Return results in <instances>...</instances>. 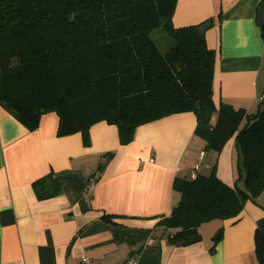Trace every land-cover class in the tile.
<instances>
[{
	"label": "crops",
	"instance_id": "0c3cea01",
	"mask_svg": "<svg viewBox=\"0 0 264 264\" xmlns=\"http://www.w3.org/2000/svg\"><path fill=\"white\" fill-rule=\"evenodd\" d=\"M207 19L216 106L224 101L255 111L264 89V0L176 1L174 26ZM57 125V113L49 111L29 130L0 104V264H79L82 254L105 264L128 257L137 264H260L254 232L264 217V191L245 199L237 216L203 222L201 240L188 245L170 243L176 229L158 224L180 198L176 176L206 173L215 163L218 176L236 184L234 136L219 152L204 151L193 111L142 123L126 144L105 120L90 126L88 145L80 132L58 135ZM49 173L59 177L61 190L38 198L32 183ZM91 177L96 183L87 193ZM220 227L223 236L210 250Z\"/></svg>",
	"mask_w": 264,
	"mask_h": 264
},
{
	"label": "trees",
	"instance_id": "16d2710c",
	"mask_svg": "<svg viewBox=\"0 0 264 264\" xmlns=\"http://www.w3.org/2000/svg\"><path fill=\"white\" fill-rule=\"evenodd\" d=\"M176 1L0 0V104L29 130L54 111L57 134L80 132L84 145L97 121L117 125L126 144L138 125L181 111L195 113L204 151L219 152L234 136L242 187L223 181L215 163L206 173L174 178L180 198L158 224L176 229L170 243L188 245L201 240L203 222L237 216L245 199L264 191V99L252 112L224 101L216 106L215 50L200 23L173 25ZM157 27L172 38L165 51L152 37ZM260 33L264 43V22ZM32 184L38 198L61 190L52 173ZM222 236L220 227L210 250ZM254 242L264 264V217Z\"/></svg>",
	"mask_w": 264,
	"mask_h": 264
},
{
	"label": "built area",
	"instance_id": "2783aa9c",
	"mask_svg": "<svg viewBox=\"0 0 264 264\" xmlns=\"http://www.w3.org/2000/svg\"><path fill=\"white\" fill-rule=\"evenodd\" d=\"M260 99H264V93L260 95ZM96 183V179L94 177L89 178L86 182L84 188L87 193L91 192ZM79 264H105L100 257L91 256L88 254H82L79 259ZM123 264H137V261L133 257H128Z\"/></svg>",
	"mask_w": 264,
	"mask_h": 264
},
{
	"label": "rangeland",
	"instance_id": "374dc122",
	"mask_svg": "<svg viewBox=\"0 0 264 264\" xmlns=\"http://www.w3.org/2000/svg\"><path fill=\"white\" fill-rule=\"evenodd\" d=\"M152 37L154 41L156 42V44L159 46V48L163 51L167 50L170 47V45L173 43L172 38L168 35V33L162 27L155 28L152 31ZM235 149H236V155H237L236 145H235ZM239 180L240 179H238L237 181Z\"/></svg>",
	"mask_w": 264,
	"mask_h": 264
},
{
	"label": "water",
	"instance_id": "95a60500",
	"mask_svg": "<svg viewBox=\"0 0 264 264\" xmlns=\"http://www.w3.org/2000/svg\"><path fill=\"white\" fill-rule=\"evenodd\" d=\"M212 19H207L198 25V29L204 33L205 30L212 25Z\"/></svg>",
	"mask_w": 264,
	"mask_h": 264
}]
</instances>
